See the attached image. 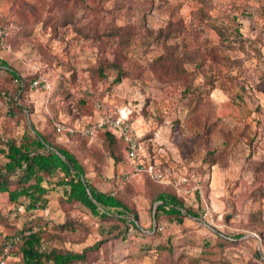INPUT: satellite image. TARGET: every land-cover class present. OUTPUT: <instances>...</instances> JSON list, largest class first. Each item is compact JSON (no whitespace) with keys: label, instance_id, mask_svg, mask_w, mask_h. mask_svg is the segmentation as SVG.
<instances>
[{"label":"rangeland","instance_id":"1","mask_svg":"<svg viewBox=\"0 0 264 264\" xmlns=\"http://www.w3.org/2000/svg\"><path fill=\"white\" fill-rule=\"evenodd\" d=\"M82 2L0 0L2 22L10 25L0 58L22 78L40 77L51 86L45 90L30 84L20 99L30 111L18 119L9 117L0 100V136L17 139L32 122L78 157L95 187L132 205L136 226L129 215L123 221L115 216L102 220L63 201L62 186L50 190L43 209L25 210L24 201L9 203L7 194L0 193V217L8 222H0V245L3 235L40 220L37 225L47 232L43 249L81 251L98 243L92 264H191L187 257L201 255L198 264H264V1ZM130 4L146 10L147 28L176 23L180 34L166 43L152 42ZM70 15L73 22L53 26L55 16L64 20ZM104 21L129 26L130 43L122 46L118 36H100ZM170 50L184 73L152 63L155 55ZM105 60L122 66L119 82H112V70L98 75ZM5 76L0 69V81ZM186 85L199 86L201 92L187 91ZM82 97L86 108L76 112ZM96 100L112 117L130 107L144 162L162 173L160 179L134 171L123 149L115 147L120 154L115 161L106 140L95 138L99 130L91 140L55 130L54 113L66 126L87 125ZM62 176L56 172L51 181ZM160 190L176 193L197 216L179 221L159 212L155 220ZM64 222L72 225L55 228ZM219 237L228 239L221 248ZM161 244L170 248L157 247ZM13 256L21 258L17 251Z\"/></svg>","mask_w":264,"mask_h":264},{"label":"trees","instance_id":"2","mask_svg":"<svg viewBox=\"0 0 264 264\" xmlns=\"http://www.w3.org/2000/svg\"><path fill=\"white\" fill-rule=\"evenodd\" d=\"M80 1L82 2L83 0ZM143 1L147 0H141V2ZM255 1L261 2L264 0ZM129 6L131 13L136 12L138 16L141 15L142 25L146 32L145 35H148L152 39V42L166 43V41H170L168 39L174 40L180 34L179 26L176 23H168L165 29L159 28L155 30L147 28L145 26L146 10L143 11L141 6L135 7L131 4ZM71 17L72 15L69 16V19L65 17L66 19L61 20L63 17L57 18L55 16L52 24L54 27L58 23L64 26L66 23L73 22ZM101 26L103 28L99 34L100 36L106 38L118 36L119 43L122 46L130 43V31L132 30L129 26H119L113 22L108 23V21L102 22ZM217 27L216 25L218 33L223 34ZM75 28L80 29V27ZM169 46L174 47L173 45ZM172 51L170 50V52L155 55L151 60L152 63L155 66L159 65L165 71L174 69L177 73L178 70L184 73L185 69L180 67L182 65L179 62L176 63ZM208 56L216 57L217 55L210 53ZM198 63L203 64V59ZM0 69H4L6 72V76L1 78L0 81V100L7 106L9 117L18 119L20 115L24 116L26 112L30 111V107L24 105L20 99L27 87H30V84H32L35 76L22 78L18 71L3 58H0ZM106 69L112 70L114 73L113 83L119 82L124 75L121 65L105 60L96 69L101 78L105 77L104 71ZM185 90L201 92V87L186 85ZM86 105L87 99L82 97L78 100V105L74 111L77 112L80 107L86 108ZM92 111L93 114L88 115L90 118L95 117L94 102L92 103ZM50 119L54 126L58 120L56 114L51 115ZM69 134H78V137H85L89 140L93 139L80 134L76 130ZM97 135L102 136L106 140L108 151L114 160L117 161L120 154H116L114 149L116 147L117 149L120 148V150L123 149L125 151L126 147L124 142L120 138H117L107 127L100 129L96 133L95 138ZM139 142L141 143V139H139ZM210 154L211 151L206 153V155ZM56 172L62 173L63 176L54 179L55 181H51V178ZM145 175L150 178L146 173ZM43 182L46 183V186L43 185ZM55 186L63 187L62 200L67 203H77L88 209L92 215L100 216L102 220L115 216L116 219L123 221V217L129 215L132 217L129 222L133 226H136L135 221L138 220V215L133 206L129 205L120 195L95 187L85 176L84 166L78 157L68 148L57 144L49 134L39 131L32 122L29 125H25L17 139H3L0 136V193L7 194L9 203H22L24 201L25 210L43 209L47 206L50 190H53ZM155 200L159 202L155 206V220L158 219L159 212L164 216L175 218L179 221H182L185 216H197L196 211L187 207L176 193L160 190L156 192ZM38 221L33 222L41 225ZM0 222L4 223L5 218L1 216ZM5 223L8 225V222ZM68 225H72V222L58 224L55 228L61 230ZM24 227L26 226L24 225L22 228ZM10 234L12 233L6 235ZM46 234L47 232L45 230L31 233L16 245L14 251L20 253L22 264H92L97 261V256L93 254V251H97L98 243L84 247L81 251H73L57 246H51L46 250L43 249ZM224 242H228V239L226 237H219L217 246L221 248L220 244ZM157 247L160 249L170 248V246L165 244L157 245ZM257 255L259 256V254ZM201 258H203L202 255L197 258L187 257V261L191 264H198Z\"/></svg>","mask_w":264,"mask_h":264},{"label":"built area","instance_id":"3","mask_svg":"<svg viewBox=\"0 0 264 264\" xmlns=\"http://www.w3.org/2000/svg\"><path fill=\"white\" fill-rule=\"evenodd\" d=\"M9 34L10 25L4 24L0 16V46L4 47L6 45V40ZM32 85L40 86L45 90H49L51 88L48 81L40 79V77L34 78ZM94 109L95 113L98 112V114L95 115L89 124L84 126H66L60 120L55 122V129L62 133H72L76 130L82 135L93 137L96 131L107 127L114 133L115 136L124 142L126 147V158L132 164L134 171H144L152 178L160 179L162 177V173L159 170H156L151 162H144L146 155L144 152L142 153V146L139 142L135 127H133L132 123L129 121V115L131 113L130 107H121L115 117L103 113L104 106L99 100L94 101ZM17 210H23L22 206H18ZM40 230H43V226L30 224L24 228L16 230L10 235H3L2 243L0 245V264H8V262L12 259V253L14 252L16 245L20 243L24 237Z\"/></svg>","mask_w":264,"mask_h":264},{"label":"crops","instance_id":"4","mask_svg":"<svg viewBox=\"0 0 264 264\" xmlns=\"http://www.w3.org/2000/svg\"><path fill=\"white\" fill-rule=\"evenodd\" d=\"M20 261V263H19ZM8 263L13 264H22L21 258L19 256H13L12 259Z\"/></svg>","mask_w":264,"mask_h":264},{"label":"water","instance_id":"5","mask_svg":"<svg viewBox=\"0 0 264 264\" xmlns=\"http://www.w3.org/2000/svg\"><path fill=\"white\" fill-rule=\"evenodd\" d=\"M154 213V212H153Z\"/></svg>","mask_w":264,"mask_h":264}]
</instances>
